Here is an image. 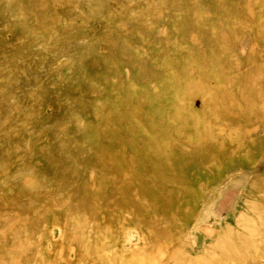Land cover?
Instances as JSON below:
<instances>
[{"label": "rangeland", "instance_id": "rangeland-1", "mask_svg": "<svg viewBox=\"0 0 264 264\" xmlns=\"http://www.w3.org/2000/svg\"><path fill=\"white\" fill-rule=\"evenodd\" d=\"M0 264H264V0H0Z\"/></svg>", "mask_w": 264, "mask_h": 264}, {"label": "bare ground", "instance_id": "bare-ground-1", "mask_svg": "<svg viewBox=\"0 0 264 264\" xmlns=\"http://www.w3.org/2000/svg\"><path fill=\"white\" fill-rule=\"evenodd\" d=\"M83 253H86V252L83 251ZM94 254H97V253H94ZM87 255H88V254H87ZM87 255H86V256H87ZM89 256H90V255H89ZM87 257H88V256H87ZM90 257H91V256H90ZM90 257H89V258H90Z\"/></svg>", "mask_w": 264, "mask_h": 264}]
</instances>
